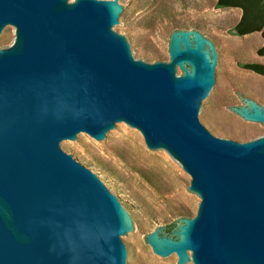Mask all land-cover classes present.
<instances>
[{
    "label": "water",
    "instance_id": "95a60500",
    "mask_svg": "<svg viewBox=\"0 0 264 264\" xmlns=\"http://www.w3.org/2000/svg\"><path fill=\"white\" fill-rule=\"evenodd\" d=\"M117 0H0V264H142L128 240L151 221L115 172L73 144L110 146L123 127L168 152L201 198L177 239L151 234L179 264H264V137L218 138L203 123L226 64L214 42L175 32L169 63L141 60ZM264 125L253 101L237 110Z\"/></svg>",
    "mask_w": 264,
    "mask_h": 264
},
{
    "label": "rangeland",
    "instance_id": "374dc122",
    "mask_svg": "<svg viewBox=\"0 0 264 264\" xmlns=\"http://www.w3.org/2000/svg\"><path fill=\"white\" fill-rule=\"evenodd\" d=\"M114 1V0H112ZM128 9L121 35L128 42L140 38L141 60L169 63L170 42L178 31L198 32L215 43L226 68L222 69V92L207 106L203 123L218 138L250 142L264 137V125H252L237 110L253 101L264 108V76L243 67L262 64L258 51L261 33L237 36L234 28L242 10L218 9L217 0H117ZM16 40L11 30L0 49ZM85 164L115 172L133 193L131 201L151 221L148 233L136 227L138 235L128 240L141 253L142 264H179L157 255L147 237L165 231L177 239L184 219L196 217L201 198L189 190L191 177L168 152L155 154L147 148L143 135L123 127L110 146H102L88 135L86 149L73 144Z\"/></svg>",
    "mask_w": 264,
    "mask_h": 264
},
{
    "label": "trees",
    "instance_id": "16d2710c",
    "mask_svg": "<svg viewBox=\"0 0 264 264\" xmlns=\"http://www.w3.org/2000/svg\"><path fill=\"white\" fill-rule=\"evenodd\" d=\"M218 9H240L242 17L234 28L237 36H246L253 33H261L264 38V0H217ZM264 55V47L258 52ZM243 67L264 76V65L245 64Z\"/></svg>",
    "mask_w": 264,
    "mask_h": 264
},
{
    "label": "flooded vegetation",
    "instance_id": "af4514ba",
    "mask_svg": "<svg viewBox=\"0 0 264 264\" xmlns=\"http://www.w3.org/2000/svg\"><path fill=\"white\" fill-rule=\"evenodd\" d=\"M253 34H254V33H253ZM246 36H247V35H246ZM262 38H263V37H262ZM263 40H264V38H263ZM263 47H264V44H263L262 48H263ZM262 48H261V49H262ZM261 49H260V50H261ZM260 50H259V51H260ZM259 51H258V52H259ZM261 56L264 57V55H261Z\"/></svg>",
    "mask_w": 264,
    "mask_h": 264
}]
</instances>
